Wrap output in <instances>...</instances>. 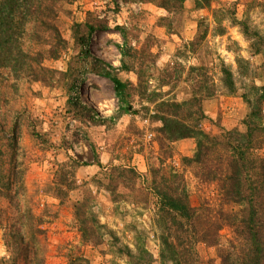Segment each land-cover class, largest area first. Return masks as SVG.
<instances>
[{"label": "rangeland", "instance_id": "374dc122", "mask_svg": "<svg viewBox=\"0 0 264 264\" xmlns=\"http://www.w3.org/2000/svg\"><path fill=\"white\" fill-rule=\"evenodd\" d=\"M58 6L63 45L58 58L43 61L54 71L49 80L15 79L5 70L0 74V124L7 131L16 120L24 201L45 228L44 264H130L126 246L133 252L144 247L152 257L147 264H177L167 252L162 257L164 238L177 249L173 256L189 264L219 263L218 245L201 239V216L188 221L160 210L153 183L163 176L170 179L176 173L170 184L185 187L190 204L204 218L212 213L217 188L197 176L195 164L183 160L193 155L195 139H163L154 115L160 101L188 99L199 83L206 117L197 126L211 135L245 129L249 108L242 95L251 85L264 84V42L256 51V38L246 35L236 20L264 35V0H212L201 9L185 0L178 11L153 0H62ZM86 23L96 29L83 44ZM117 26L126 29L132 56L125 59L135 70L119 68L124 37ZM200 34L204 36L198 39ZM106 64L128 84L126 112L112 81L97 74L108 69ZM223 67L232 73L233 93L225 85ZM140 77L146 88H139ZM70 160L80 163L68 177L74 188L58 198L56 168ZM117 166L133 169L135 175L116 180L110 194L107 175ZM80 200H85L83 216L94 215L104 226L96 243L81 239L74 214ZM219 235V245L225 247L230 229L223 227ZM8 255L0 227V257Z\"/></svg>", "mask_w": 264, "mask_h": 264}, {"label": "trees", "instance_id": "16d2710c", "mask_svg": "<svg viewBox=\"0 0 264 264\" xmlns=\"http://www.w3.org/2000/svg\"><path fill=\"white\" fill-rule=\"evenodd\" d=\"M61 1L0 0V74L5 70L15 79L49 80L54 71L44 66L43 61L47 57L58 58L60 55L63 39L56 19ZM153 1L166 10L178 11L182 9L185 0ZM211 1L194 0V8L209 7ZM236 22L242 26L246 35L256 38L255 48L259 51V42H264V35L255 28L250 32L249 25L243 20ZM116 28L124 37V43L120 46L119 68L135 70L133 63L125 59L132 56V49L127 45L126 29L123 26ZM86 29V39L81 40L83 44L88 42L96 26L86 23ZM218 30L220 33L224 31L222 27ZM203 36L200 34L197 38ZM35 45L36 50L33 48ZM106 66L108 69H98L97 74L112 81L116 96L124 103L120 109L126 112L129 109L128 84L117 75L113 65ZM201 68L192 67V70ZM69 72L73 73L74 70L68 71V74ZM139 72L143 76L145 71ZM223 73L226 87L231 93L235 92L231 71L223 67ZM74 80L75 77L69 85L70 89L74 87ZM145 84L143 77H140L139 88H146ZM198 84L194 85L188 99L160 101L158 113L154 117L161 122L160 132L163 139H195L193 155L183 157V160L198 167V177L215 184L217 201L212 206V213L206 214L204 218L203 213L199 214L198 207L190 204L185 187L179 189V186L170 184L176 180L175 173L170 175V179L163 176L159 181L154 180L153 189L160 200V210L174 212L188 221H199V216L203 218V225L198 230L201 231V239L209 245H218L220 257L219 263L210 264H264V153L260 152L264 136V84L251 85L250 90L242 95L249 108L243 118L245 129L224 130L218 135L206 133L197 126L206 117L201 106L202 88ZM209 93L211 95L212 92ZM152 94L157 93L152 91ZM148 100L151 101L150 96ZM12 122L13 125L7 131L0 124V133L3 132L0 136V227L3 229L4 245L9 253L7 257H0V264H44L45 228L42 226V219L24 201L25 185L16 159L18 131L16 120ZM6 153L11 159L8 164L4 157ZM79 165L75 160L58 164L55 187L58 198L74 188V181L68 177L74 176ZM134 175L133 169L113 167L107 175L106 188L113 194L117 186L116 180H126ZM84 202L85 200L78 201L74 209L81 239L83 242L96 243L103 236L104 226L97 222L94 215L91 219L83 216ZM87 221H91V225ZM223 227L230 229L231 237L225 247H220L219 232ZM164 244L162 257L167 252L177 264H189L188 259L173 256L177 249L167 238H164ZM125 248L130 264H147L152 258L142 246L137 247V252L130 251L127 246Z\"/></svg>", "mask_w": 264, "mask_h": 264}, {"label": "bare ground", "instance_id": "6f19581e", "mask_svg": "<svg viewBox=\"0 0 264 264\" xmlns=\"http://www.w3.org/2000/svg\"><path fill=\"white\" fill-rule=\"evenodd\" d=\"M89 96V94L87 95V97Z\"/></svg>", "mask_w": 264, "mask_h": 264}]
</instances>
